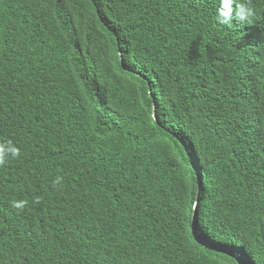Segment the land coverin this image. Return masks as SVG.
I'll list each match as a JSON object with an SVG mask.
<instances>
[{
  "label": "trees",
  "instance_id": "trees-1",
  "mask_svg": "<svg viewBox=\"0 0 264 264\" xmlns=\"http://www.w3.org/2000/svg\"><path fill=\"white\" fill-rule=\"evenodd\" d=\"M218 6L0 0V264H264V0Z\"/></svg>",
  "mask_w": 264,
  "mask_h": 264
},
{
  "label": "clouds",
  "instance_id": "clouds-1",
  "mask_svg": "<svg viewBox=\"0 0 264 264\" xmlns=\"http://www.w3.org/2000/svg\"><path fill=\"white\" fill-rule=\"evenodd\" d=\"M254 10L250 7V0H219L215 19L217 23L225 26L232 25L233 20L241 23L250 22ZM21 149L11 141H0V168L6 166L10 160L18 159ZM53 188L63 186V176H57L52 182ZM25 201H13V207L23 209Z\"/></svg>",
  "mask_w": 264,
  "mask_h": 264
},
{
  "label": "water",
  "instance_id": "water-1",
  "mask_svg": "<svg viewBox=\"0 0 264 264\" xmlns=\"http://www.w3.org/2000/svg\"><path fill=\"white\" fill-rule=\"evenodd\" d=\"M153 98H154V101H155L156 98L155 97H153ZM153 114H154L153 116L155 117V110H153ZM183 145H184V147H186V144L184 142H183ZM197 177L199 179L198 173H197ZM198 188H200V180H199ZM197 202H198V195H197V197L195 199V203L196 204H197ZM194 206H196V205L194 204ZM194 226H195V218H194V216H192V231H193V234L195 235Z\"/></svg>",
  "mask_w": 264,
  "mask_h": 264
}]
</instances>
